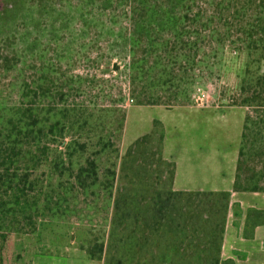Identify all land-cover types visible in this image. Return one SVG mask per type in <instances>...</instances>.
I'll return each instance as SVG.
<instances>
[{
  "label": "rangeland",
  "instance_id": "1",
  "mask_svg": "<svg viewBox=\"0 0 264 264\" xmlns=\"http://www.w3.org/2000/svg\"><path fill=\"white\" fill-rule=\"evenodd\" d=\"M167 1L0 0V106L16 105L21 78L34 81V88L40 76L47 74L53 79L51 91L56 85L65 93L62 104L123 106L126 111L117 157L99 162L100 183L84 193L78 187L70 189L56 214L41 220L34 233L9 237L6 264H31L36 253L74 257V250L86 254L85 248H95L98 242H103V252L91 259L100 264H169L171 236L162 232L160 240L146 225L152 190L172 187L174 166L164 157L167 150L186 152L184 159H178L182 176L221 179L217 166L229 176L246 108L229 105L228 91L246 67L264 72V57H231L220 69L214 67L212 78L204 84L192 78L179 82L182 89L178 90L187 102L183 105L134 103L129 95L128 38L134 30L150 29L156 23L160 27L162 21L158 17L148 24L127 15L162 14ZM9 46L15 55L9 53ZM6 65L16 69H5ZM151 81L148 70L145 82ZM35 91L40 95L39 89ZM35 101V106L56 105L49 100L43 103L42 96ZM111 161L115 175L109 187L101 182L111 178L104 174ZM65 182L70 186L73 179L67 177ZM234 211L238 213L237 207ZM84 260L69 258L67 262L86 264Z\"/></svg>",
  "mask_w": 264,
  "mask_h": 264
},
{
  "label": "trees",
  "instance_id": "2",
  "mask_svg": "<svg viewBox=\"0 0 264 264\" xmlns=\"http://www.w3.org/2000/svg\"><path fill=\"white\" fill-rule=\"evenodd\" d=\"M164 5L162 14L127 15L148 24L158 17L162 21V26L136 29L128 38L134 103L183 105L187 102L179 82L192 78L204 84L212 69L231 57H264V0H169ZM7 50L16 54L12 46ZM148 70L151 83L145 82ZM39 81L32 88L34 81L21 78L16 105L0 106V264H6L9 237L34 233L41 220L56 214L70 189L84 193L99 184L100 160L117 157L119 150L123 106H68L62 104L60 87L51 91L50 76L43 74ZM228 92L229 105L246 108L231 190L264 192V72L246 67ZM36 96L56 105L35 106ZM114 166L113 161L106 166L104 174L111 178L102 184L112 186ZM67 177L73 179L70 186H65ZM229 196V190H152L146 225L160 240L162 232L171 236L169 264H234L220 256ZM261 224L264 209L248 208L243 236L251 237ZM95 245L84 247L89 258L103 252V242Z\"/></svg>",
  "mask_w": 264,
  "mask_h": 264
},
{
  "label": "crops",
  "instance_id": "3",
  "mask_svg": "<svg viewBox=\"0 0 264 264\" xmlns=\"http://www.w3.org/2000/svg\"><path fill=\"white\" fill-rule=\"evenodd\" d=\"M189 142L192 141L189 140ZM167 151V155H164V157L169 161H172L174 166L173 179L171 180L173 189L230 191L229 206L226 214L224 233L221 243V258H232L234 260V264H264V224L257 225L254 228L253 235L251 237H244L242 234L247 209H264V192L232 191L231 186L234 177L235 165H233L229 172V176L227 177L224 176V172L221 168L217 166L218 170L216 171L220 173V175H218L221 179L216 178V176H212L213 178L203 176L200 179H196L190 175L182 176V174L178 171L177 165H180L178 159H184L186 157L184 156L186 152H174L173 149ZM205 167L207 166H203V169H205ZM235 207H237V214L234 211ZM74 251V257L61 254L36 253L32 257L31 264H68L67 261L69 258L71 260H73V258H78L79 260L85 259L84 261H86V264H100V262H97L96 259L89 258L84 252V254H81L78 252V249Z\"/></svg>",
  "mask_w": 264,
  "mask_h": 264
}]
</instances>
